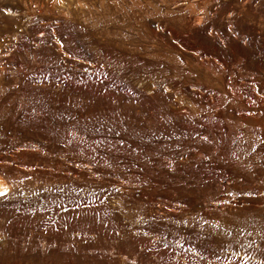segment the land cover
I'll return each instance as SVG.
<instances>
[{
  "label": "rangeland",
  "instance_id": "1",
  "mask_svg": "<svg viewBox=\"0 0 264 264\" xmlns=\"http://www.w3.org/2000/svg\"><path fill=\"white\" fill-rule=\"evenodd\" d=\"M0 264H264V0H0Z\"/></svg>",
  "mask_w": 264,
  "mask_h": 264
},
{
  "label": "bare ground",
  "instance_id": "2",
  "mask_svg": "<svg viewBox=\"0 0 264 264\" xmlns=\"http://www.w3.org/2000/svg\"><path fill=\"white\" fill-rule=\"evenodd\" d=\"M3 189H5V183L0 179V191H2Z\"/></svg>",
  "mask_w": 264,
  "mask_h": 264
},
{
  "label": "snow or ice",
  "instance_id": "3",
  "mask_svg": "<svg viewBox=\"0 0 264 264\" xmlns=\"http://www.w3.org/2000/svg\"><path fill=\"white\" fill-rule=\"evenodd\" d=\"M3 194V192H0V195H2Z\"/></svg>",
  "mask_w": 264,
  "mask_h": 264
}]
</instances>
